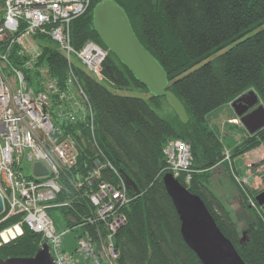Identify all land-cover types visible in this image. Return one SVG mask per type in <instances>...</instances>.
Listing matches in <instances>:
<instances>
[{"label":"trees","instance_id":"16d2710c","mask_svg":"<svg viewBox=\"0 0 264 264\" xmlns=\"http://www.w3.org/2000/svg\"><path fill=\"white\" fill-rule=\"evenodd\" d=\"M100 1L91 0L86 12L71 21L74 48L92 41L106 50L92 27V11ZM114 1L125 11L139 42L166 72L167 90L184 106L188 122L182 124L164 98L152 96L108 51L102 63L103 82L76 67L78 81L94 111L95 143L82 125L65 127V132L76 138L78 160L61 178L65 191L55 201L67 204L57 211L75 220L87 215L89 200L66 178L73 171L92 166L95 157L108 161L119 174L125 172L140 191L134 195L128 190L130 201L120 209L125 223L112 237L119 251L117 264H201L182 239L179 218L162 183L168 173L163 147L169 140H181L190 147L193 171L188 183L183 176L176 180L202 199L245 264H264V217L256 214L242 239L228 208L209 187L211 169L223 158V144L206 124L211 111L248 95L256 96L264 107V0ZM40 40L43 45L34 69L19 68L36 90L40 68H47L63 88L66 60L51 41L45 37ZM16 51L14 48L9 53L13 66L22 63ZM77 128H82L83 141L75 135ZM246 133L245 140L232 150V159L264 144V128ZM100 180L116 185L120 179L111 170L102 169ZM241 198L251 209L243 194ZM16 221L10 217L0 222V231ZM41 243L39 235L23 227L20 236L0 247V258L33 257Z\"/></svg>","mask_w":264,"mask_h":264},{"label":"built area","instance_id":"2783aa9c","mask_svg":"<svg viewBox=\"0 0 264 264\" xmlns=\"http://www.w3.org/2000/svg\"><path fill=\"white\" fill-rule=\"evenodd\" d=\"M90 2L3 0L0 4V196L4 206L0 217L3 221L17 218L14 225L0 231V247L20 236L26 227L41 237L40 248L47 244L53 264H78L76 257L84 264H117L119 251L112 237L125 223L120 209L130 201L120 174L108 161L95 157L92 166L73 171L66 178L89 200V213L78 220L67 216L63 226L55 224L49 214L67 204L55 200L65 191L62 176L68 175L78 160L76 138L66 133L65 127L82 125L89 140L95 143L94 111L75 68L103 82L101 70L107 50L92 41L76 49L70 40L71 21L82 16ZM40 37L51 41L66 60L63 88L51 78L47 68H40V87L36 90L19 68L34 69L43 45ZM14 48L22 61L18 67L9 62ZM82 128L75 130L81 141ZM162 153L168 173L175 179L183 176L188 183L192 172L190 147L181 140H169ZM36 164L44 167L45 175H34ZM28 167L31 172L26 174ZM102 169L114 172L119 183L101 181ZM63 228L66 230L61 231ZM70 233L72 252L66 250L68 243L64 242Z\"/></svg>","mask_w":264,"mask_h":264},{"label":"water","instance_id":"95a60500","mask_svg":"<svg viewBox=\"0 0 264 264\" xmlns=\"http://www.w3.org/2000/svg\"><path fill=\"white\" fill-rule=\"evenodd\" d=\"M92 27L106 50L126 67L148 92L164 98L182 124L188 116L182 103L167 90V75L158 61L137 39L125 11L114 0H101L92 11ZM257 109L251 111L254 106ZM231 107L240 124L249 134L264 128V107L256 96L239 99ZM46 170L41 164L34 167V175L42 176ZM120 176L127 190L134 195L140 191L134 181L123 171ZM162 183L180 221V233L187 247L201 264H245L234 245L217 227L202 199L191 194L170 173H165ZM258 206H264V190L256 197ZM4 206L0 196V216ZM0 264H53L47 244H43L33 257L1 259Z\"/></svg>","mask_w":264,"mask_h":264},{"label":"rangeland","instance_id":"374dc122","mask_svg":"<svg viewBox=\"0 0 264 264\" xmlns=\"http://www.w3.org/2000/svg\"><path fill=\"white\" fill-rule=\"evenodd\" d=\"M104 84L108 89L114 91L112 85L107 82ZM250 96L248 95V97ZM53 100L54 106L56 99ZM257 107L254 109H257ZM51 109H53L52 106ZM165 110L168 111L167 108ZM234 117L236 116L231 104L214 109L206 117L207 126L223 144V158L219 164L211 169L209 187L228 208L236 223L239 236L243 239L247 227L254 222L255 215L260 214L264 217V206H258L255 199H253L264 190V144L238 158L232 159V150L245 140L247 134L239 120L234 119ZM59 126L61 128L64 127L62 122H60ZM30 172L31 167L25 169L26 174ZM241 194L246 197L251 209L244 206ZM253 202L254 205H252ZM49 214L58 226L65 224L66 217L62 216L56 209L49 212ZM0 222H3V220L1 219ZM63 230L66 229L63 228L61 231ZM72 239L73 233L67 234L64 238L65 245L68 243L65 246L66 250L69 252H72L74 246ZM76 261L78 264H84L79 257H76Z\"/></svg>","mask_w":264,"mask_h":264},{"label":"bare ground","instance_id":"6f19581e","mask_svg":"<svg viewBox=\"0 0 264 264\" xmlns=\"http://www.w3.org/2000/svg\"><path fill=\"white\" fill-rule=\"evenodd\" d=\"M10 235H11V236H13V233H12V232H10Z\"/></svg>","mask_w":264,"mask_h":264},{"label":"flooded vegetation","instance_id":"af4514ba","mask_svg":"<svg viewBox=\"0 0 264 264\" xmlns=\"http://www.w3.org/2000/svg\"><path fill=\"white\" fill-rule=\"evenodd\" d=\"M255 107H256V106H254V107L251 109V111L254 110Z\"/></svg>","mask_w":264,"mask_h":264}]
</instances>
